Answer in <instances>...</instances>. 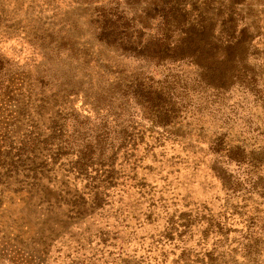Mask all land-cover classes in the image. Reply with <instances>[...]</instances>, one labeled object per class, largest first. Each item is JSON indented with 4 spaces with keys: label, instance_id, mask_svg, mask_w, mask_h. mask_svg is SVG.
<instances>
[{
    "label": "rangeland",
    "instance_id": "374dc122",
    "mask_svg": "<svg viewBox=\"0 0 264 264\" xmlns=\"http://www.w3.org/2000/svg\"><path fill=\"white\" fill-rule=\"evenodd\" d=\"M0 264H264V0H0Z\"/></svg>",
    "mask_w": 264,
    "mask_h": 264
},
{
    "label": "trees",
    "instance_id": "16d2710c",
    "mask_svg": "<svg viewBox=\"0 0 264 264\" xmlns=\"http://www.w3.org/2000/svg\"><path fill=\"white\" fill-rule=\"evenodd\" d=\"M233 17L230 16L229 22H232ZM234 20V19H233ZM214 23L199 20L197 23L190 24L186 30V35L182 38L180 43L171 49L174 53L176 51L182 58H190L192 61L201 66V62L207 61L206 54L210 51V45L213 38ZM245 32V31H243ZM233 40H229L228 48H232ZM177 53V52H176ZM222 59V61H224Z\"/></svg>",
    "mask_w": 264,
    "mask_h": 264
}]
</instances>
